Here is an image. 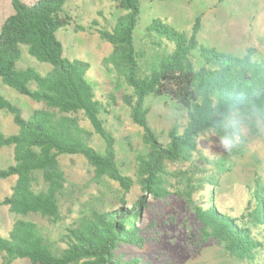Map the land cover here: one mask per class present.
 Returning a JSON list of instances; mask_svg holds the SVG:
<instances>
[{"label": "trees", "instance_id": "trees-1", "mask_svg": "<svg viewBox=\"0 0 264 264\" xmlns=\"http://www.w3.org/2000/svg\"><path fill=\"white\" fill-rule=\"evenodd\" d=\"M70 1L28 4L12 0L14 12L0 29L2 82L44 104L24 117L22 109L0 93V110L12 113L21 127L12 135L0 132V149L13 146L15 160L0 168V180L17 176L11 194L0 201L18 216L8 236L0 234L5 262L177 264L165 249H157L147 261L137 253L124 256L127 253L118 252L124 244L144 249L148 242L157 241L156 223H139L142 210H153L148 193L162 201L176 194L191 205L197 228L185 235L190 258L197 260L211 242L241 264H264V182L256 181L253 197L240 215L223 209L215 192L220 175L230 171V161L225 156L209 159L199 141L207 132L230 133L229 119L235 113L253 128L257 121L264 125V58H256L254 48L236 56L201 43L200 18L190 34L153 18L141 41H136L141 5L146 0H112L123 14L111 31L99 33L112 45L102 65L116 74V90L99 95L101 87L88 74L91 63L67 58L58 37L60 30L72 25ZM23 46L50 69L19 68ZM118 98L143 129L144 149L136 153L134 175L122 167L116 139L106 125L105 115ZM150 99L179 112L168 131H158L150 124ZM243 151L241 146L234 154ZM70 155H81L89 162L94 180L106 178L120 189L111 208L83 212L65 225L56 242L48 224L65 221L63 208L74 197V183L60 161ZM204 163L210 167L203 168ZM135 185L142 193L130 199L127 196Z\"/></svg>", "mask_w": 264, "mask_h": 264}, {"label": "rangeland", "instance_id": "rangeland-1", "mask_svg": "<svg viewBox=\"0 0 264 264\" xmlns=\"http://www.w3.org/2000/svg\"><path fill=\"white\" fill-rule=\"evenodd\" d=\"M32 4L37 0H23ZM73 18L72 25L58 32L64 45V55L71 59H80L91 63L88 74L99 84L98 94L115 92L116 74L103 67V58L112 51V45L102 39L99 30H112L117 18L123 14L112 0H71L67 5ZM14 12L12 0H0V29L4 21ZM153 18H160L182 32L190 34L197 18L201 20L198 39L201 43L216 48L221 52L244 56L247 49L254 48L256 58H264V0H146L141 5L139 24L135 31L136 41H141L146 27ZM23 56L18 63L19 68L35 67L41 72L50 69L32 57L26 46L22 47ZM0 93L17 104L24 117H29L35 109L43 108L42 102H36L4 84L0 78ZM118 103L105 115L107 127L116 139L122 167L130 175H134V163L137 151L144 149L143 129L135 124L130 116L129 108L118 98ZM151 107L149 121L158 131H168L177 121L179 112L162 101L148 100ZM86 124H88L86 122ZM230 133L225 136L216 131L207 132L200 137V148L209 159L219 156L228 157L230 171L220 175V183L215 197L223 209L240 215L253 197L256 181L264 182V125L258 123L253 128L244 116L235 113L230 119ZM20 126L14 122L13 114L0 110V132L5 135L16 134ZM96 143L99 138L96 137ZM244 147L241 155L234 151ZM234 154V155H233ZM60 161L74 183V197L63 208L65 221L49 225L51 239L59 242L63 228L71 224L83 212L91 209L111 208L119 185L103 178L94 180V168L81 155L62 156ZM14 148L0 149V168L14 164ZM210 165L204 163L203 168ZM17 176L0 180V201L10 195ZM141 189L135 185L127 196L136 198ZM201 191L195 194L200 196ZM148 203L153 210H142L139 223L142 226L157 225V241L148 242L144 249L132 245H122L119 253L132 255L137 253L147 261L157 249L167 250L177 264H241L225 253L214 243H207L202 255L194 260L186 254L185 235L189 229H196L197 222L191 205L184 198L172 194L168 200H155L148 193ZM130 208V204L126 205ZM18 216L12 214L8 206L0 204V234L7 237ZM38 219V218H37ZM0 264H31L27 259H15L5 262L0 254ZM75 264H84L80 261Z\"/></svg>", "mask_w": 264, "mask_h": 264}, {"label": "crops", "instance_id": "crops-1", "mask_svg": "<svg viewBox=\"0 0 264 264\" xmlns=\"http://www.w3.org/2000/svg\"><path fill=\"white\" fill-rule=\"evenodd\" d=\"M4 148V147H3Z\"/></svg>", "mask_w": 264, "mask_h": 264}]
</instances>
